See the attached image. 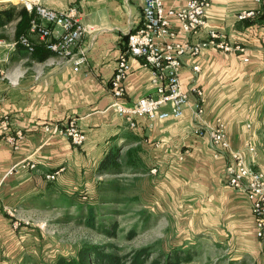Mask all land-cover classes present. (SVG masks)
<instances>
[{
    "label": "crops",
    "instance_id": "obj_1",
    "mask_svg": "<svg viewBox=\"0 0 264 264\" xmlns=\"http://www.w3.org/2000/svg\"><path fill=\"white\" fill-rule=\"evenodd\" d=\"M182 1L168 0L170 5L176 6ZM143 3L144 0H43L45 7L57 12L76 7L83 22L94 30L73 49L76 56H81L83 51L87 58L75 71V66L68 60L47 51L39 36L30 34L29 29L27 35L35 44L36 51L30 54L23 46L13 47L21 20L18 12L23 8L15 0H0V10L14 7L17 13L11 22L2 27L5 30L0 36V40L4 41L0 46V122L8 117L11 132L21 130L25 135L19 148L15 149L0 128V244L5 246L0 256L2 263L12 258L6 244H28L25 242L27 239L38 240L34 236L41 233L35 227V221H30L29 228L22 226L26 224L24 222L18 228L15 219L42 215L44 206L50 209L49 202L55 200L67 201L64 205L75 209L77 199L97 198L98 185L106 184L101 173L108 172L101 169V164L110 153L114 161L118 155L128 152L137 156L146 149V143L157 140L162 142L163 151L155 154L160 158L159 166L155 164L151 170H161L160 167L163 169L165 165L172 167L170 160L176 138L188 133L187 124L177 130L166 126L169 122L166 121L158 122L151 128L146 119L138 118L137 128L131 129L113 107L116 99L112 96L110 82L119 54L127 47L128 33L140 24ZM249 10L259 11V14L247 20L238 19L242 12ZM207 20L209 28L218 31L230 42L242 45L246 49L244 56L249 58V62L245 63L239 54L207 49L195 60H184V88L190 89L196 76L197 83L205 92L204 107L209 120L208 115L215 114L217 106L223 104L228 88L237 89L232 102L234 99L239 104L245 101L242 91L244 82L251 78L248 75L259 72L261 88L264 89V0L260 3L252 0H213ZM45 54H49L48 57H44ZM131 64L133 70L127 80L128 103L153 95L155 91L148 69L142 66L140 60L132 59ZM195 65L201 68L197 75L193 71ZM191 103L192 107L187 109L185 117L178 121L182 122L187 115L192 116V110L196 108L194 97ZM72 119L77 121L86 136L82 146H76L61 136L50 138L44 129L47 124H66ZM219 119L225 122L232 146L236 149L232 132L227 128H232L231 123L227 125L228 116ZM186 120L193 127V117ZM207 135L197 138L199 141L206 139L209 146L203 143L194 145V156L198 152L212 154L209 148L211 136ZM188 151H180L174 161L183 154L185 160ZM224 156L218 160H214L213 155V158L208 156L222 176V179L216 180L218 188L223 186L225 178ZM152 159L150 156L148 162ZM136 163L140 165L139 160ZM30 165H35V168ZM131 166L134 167V164ZM141 167H147L146 162ZM56 172L54 180L47 178ZM162 181L153 180L151 184L156 188V182L160 184ZM165 182L166 178L162 185ZM232 192L230 201L238 209L241 207L245 216H249L250 225L245 224L242 228L251 229L252 225L255 234V220L247 196L237 190ZM9 211L15 213L10 214ZM258 240L264 247V241Z\"/></svg>",
    "mask_w": 264,
    "mask_h": 264
},
{
    "label": "rangeland",
    "instance_id": "obj_2",
    "mask_svg": "<svg viewBox=\"0 0 264 264\" xmlns=\"http://www.w3.org/2000/svg\"><path fill=\"white\" fill-rule=\"evenodd\" d=\"M3 30L0 29V36ZM248 76L251 78L246 79L242 91L245 101L239 104L234 99L232 102L237 89L228 88L223 104L217 106L215 114L208 115L209 120L206 114L204 119L214 126L217 119L227 115V125L232 124V128H227L237 146L234 149L243 151L254 168L264 171V89L259 72ZM190 117L193 115H187L182 122L165 124L171 129L179 130L186 124L188 128L184 137L176 138L170 160L172 167L165 165L161 170L157 167L156 173L151 172L155 164L159 166L160 158L155 154L163 151L162 142L157 140L146 143V149L136 154L138 157L130 152L118 155L116 166L101 173L106 184L98 185L97 198L77 199L75 209L64 205L67 201L55 200L49 202L50 209L44 206L42 215L15 219L20 225L26 223L22 226L28 228L30 221H35L41 233L33 235L38 240L27 239L28 244H6L12 258L7 263L0 259V264H60L63 258L78 259L94 247L127 258L128 262L133 254L146 250L149 256L146 264L154 259L166 261L187 254L192 261L182 264H264V247L256 238L254 228L252 225L251 229L242 228L250 225L249 216L230 201L232 191L236 193V190L226 188L225 178L223 186L218 188L216 180L222 176L208 158L214 157L211 141L212 154L198 152L194 156V145L209 144L204 139L207 134L200 139L202 142L194 134L186 120ZM248 142L257 154L245 151ZM187 149L185 160L174 161L180 151ZM150 156L153 157L151 164ZM145 162L147 167H141ZM152 179L163 181L156 182L155 188ZM3 248L0 244V256Z\"/></svg>",
    "mask_w": 264,
    "mask_h": 264
},
{
    "label": "built area",
    "instance_id": "obj_3",
    "mask_svg": "<svg viewBox=\"0 0 264 264\" xmlns=\"http://www.w3.org/2000/svg\"><path fill=\"white\" fill-rule=\"evenodd\" d=\"M32 19L30 34L38 35L45 49L50 53L68 60L75 66V71L86 62L83 51L76 56L74 48L83 37L94 30L86 25L78 9L71 6L63 12L51 10L43 5V0H15ZM213 0H183L180 5H170L168 0H144L139 26L127 35V47L119 54L116 70L111 79L110 90L116 99L113 107L117 115L126 121L131 129L137 128V119L147 120L149 127L158 122L178 121L185 117L187 109L192 107V97L196 99V108L192 110L194 134L203 137L210 133L214 157L225 155V181L229 188L244 193L250 204L255 220V235L264 241V171L254 168L248 162L245 153L235 150L226 131L225 122L217 119L210 126L204 119L205 92L197 83L196 76L192 86L186 90L182 81V70L186 58L197 59L203 51L216 49L224 53L239 54L245 63L246 49L227 40L218 31L209 28L207 15ZM260 3L262 0H252ZM259 11L242 12L239 20L256 17ZM202 37V39H200ZM4 41L0 40V46ZM25 47L30 54L35 52V44L29 35L23 34L12 44ZM140 60L150 72L154 94L138 99L134 103L126 101L127 80L133 70L131 60ZM195 75L201 72L199 65L193 66ZM0 128L8 135V140L15 149L25 139L23 131L11 132L10 121L5 117ZM45 131L50 138L65 137L76 146L86 141L75 119L66 124H47ZM13 134V135H12ZM245 151L255 155L256 148L251 143L245 144ZM184 160V154L179 157ZM35 168V165H30ZM156 173L157 169L151 170ZM55 174L47 178L54 180ZM12 214V211H9ZM19 222L15 223L18 227Z\"/></svg>",
    "mask_w": 264,
    "mask_h": 264
},
{
    "label": "trees",
    "instance_id": "obj_4",
    "mask_svg": "<svg viewBox=\"0 0 264 264\" xmlns=\"http://www.w3.org/2000/svg\"><path fill=\"white\" fill-rule=\"evenodd\" d=\"M16 8L12 7L9 9L0 10V28L11 22L16 17ZM21 17L20 22L17 25L16 39L21 35L26 34L32 15L29 14L25 9H21L18 14ZM41 49H43L41 47ZM36 51V49H35ZM49 54H45L44 57H48ZM113 154H109L101 164V169L103 171H110L111 168L116 166V162L113 160ZM130 262L127 261V258L120 257L118 255L105 252L99 247L90 248L85 252V255L80 258H63L60 261V264H146L149 261V256L147 255L146 250H141L132 257H130ZM192 261L191 255L187 254L186 256L176 255L175 258L167 259L162 261L161 259H154L149 264H182L189 263Z\"/></svg>",
    "mask_w": 264,
    "mask_h": 264
}]
</instances>
